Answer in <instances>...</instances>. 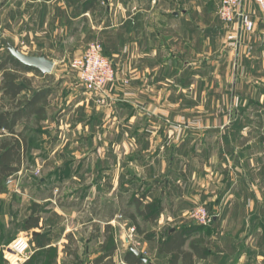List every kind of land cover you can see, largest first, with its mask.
I'll return each instance as SVG.
<instances>
[{"label":"crops","instance_id":"crops-1","mask_svg":"<svg viewBox=\"0 0 264 264\" xmlns=\"http://www.w3.org/2000/svg\"><path fill=\"white\" fill-rule=\"evenodd\" d=\"M221 1L11 0L7 2L5 5V10L9 13L7 23L13 22L10 26L14 27L15 23L19 22L18 26H21L23 37L28 39L22 44H29L33 27L34 29L45 28L48 22L60 26L62 12H73L74 46L77 49H84L91 43H100L103 54L112 61L116 70V78L112 84L105 87L106 97L105 102L102 100V104L111 98L115 102L116 109H119L122 114L111 117V119L98 118L96 122L91 119L86 124L73 122V118L69 119L65 115L56 121L58 129L52 134L55 137L52 138L51 133L39 132L43 148L45 149L46 144L50 143L51 148L49 146V149H46L49 154L60 157V159L69 156L66 166L69 167V171L75 168L76 173L72 179L77 177V173L94 170H100L109 178L110 173L115 171L111 175V185H109V180L104 191V176L102 175L101 191L97 198L94 194L96 189L94 181L85 185L82 190L79 186L73 197V203L56 204L53 202L54 207L48 208L47 217L43 216L46 213V206L43 205L46 203V198L33 200L32 206L29 201L25 200V219H22L23 222L18 231L9 234V238H4L5 234L0 230V245L10 244L15 239L13 237L20 232L22 235L26 234L23 225L29 219L33 206H37L40 222L38 228L31 231L38 234L48 233V236H51V246H54L52 240L58 229L61 230L59 235L61 234L63 238L71 232L70 225L65 226L60 223V220L56 225L57 219H62L68 207L73 210L70 215H73V236L77 243L81 235L79 230L86 227L87 231H90L98 228V224L104 225L101 234H97L95 238L100 247L104 241V228L108 224L117 225L119 239L124 238L126 229L122 223L127 222L126 226L135 228L131 220L133 216L139 227L136 237L144 248L147 247L150 250L148 261L152 264L171 263L174 254L161 253L159 248L163 242L169 241L170 235L177 232L185 238L181 249L189 253L190 257L185 258L179 254L175 264H264V158H262L264 157V138L254 143L251 141V135L239 133L244 128V121H250L249 115H237L231 121L225 119L224 125L219 128H216V125L205 128L207 131L203 139L205 141L203 145V140L201 141L198 149V154L202 156V164L197 172L190 168L187 169L186 166L180 168L181 172L175 171L177 168L174 166V160L171 158L169 162L162 158L168 152L167 142L159 146L157 144L154 148L155 142L153 141L168 139V134L166 130L159 131L153 127L156 131H149V135H145V138L151 141L148 143L150 147L141 148L146 152L149 149L153 158L147 166L143 164L138 167L139 170L135 166V174L142 183H149V180L155 181L154 179L159 176L166 178L168 174L170 175L168 177L180 176L181 180L166 179L153 186L146 191L145 197H142L138 210L126 201L123 194L118 193L115 199H109L110 193H114L116 187L126 179L125 169L127 167L123 165V170L119 167L112 168L104 159L103 148H98L99 150L96 151L88 146V142L94 140L96 136L104 140L109 134V128H105L106 126L101 129L100 133L96 131L99 123L102 125L116 124L120 121L123 122L122 124L134 123L135 128L142 124V119L134 117L135 115L122 118L125 112L127 113L136 106L155 110L162 107L173 108L171 93L174 92L175 84L181 86L180 90L183 91L191 73L204 76V78L206 76L213 78L212 83L211 81L207 83L206 79H199L198 83L202 91L215 92V100L216 97L220 99L218 102L224 99V102L230 106L236 101L240 108L264 106V101H260V98H264V22L260 9L254 0H244L243 10L251 16L255 23L254 30L247 32L240 26L239 21L236 24H226L220 20L218 11ZM31 11L37 14L30 16ZM46 12L48 15L45 17ZM225 25H232L233 31ZM223 26L226 31L222 30ZM226 32L235 33L237 38H240V42L238 43L236 38L234 51H229L228 46L225 47L228 54L224 59L221 58L220 61L216 60V57L209 59L207 55H210V52L206 53V47L210 50L214 45L220 44L221 34H227ZM191 48L202 51L197 52L200 54L195 53L196 56L205 57L201 63L190 64L187 61ZM0 53L2 58L0 61H2L8 54V50L2 52L0 46ZM41 55H46L47 59L52 60V56L49 57L46 53ZM31 73L35 72L25 74L29 80L32 77ZM39 75L47 76L41 73ZM239 93H245V99H239ZM24 94H21L22 99L25 98ZM131 99L135 102L128 101ZM88 105L89 103L86 102L85 108ZM91 105L94 106L93 103ZM162 120L167 121L155 114V118L151 117L148 123L154 122L158 125ZM44 121L39 125H42ZM27 124L22 121L16 127V131L22 132L24 125L27 126ZM209 128L215 130L214 133ZM137 130L140 131V128ZM123 133L128 134L127 131ZM26 135V154L19 172L13 177L16 181L18 176L23 174L25 159H28L30 154L33 135H29L28 132ZM49 140L51 141L47 142ZM78 141H82L78 147L81 148L84 156L81 160H77L79 153L73 150V143L77 146ZM95 153L101 159L94 164L92 157ZM169 154L171 155V152ZM73 156L76 158L74 161ZM62 166L57 165L52 170H57ZM186 170L191 172L187 173ZM196 173H198V179H194ZM58 180L62 179L56 178V183ZM16 181L13 186H16ZM78 182L81 185L84 184L81 181ZM126 191L129 190L125 189L123 192ZM5 193H7L6 185L4 191L0 193V206L5 205L7 210L13 208V202L9 203L7 199L5 200ZM23 197H20L21 203H24ZM84 199L89 200L85 209L80 204ZM146 205L155 207L152 212L155 216L153 221H146L145 218L137 215V212L142 211ZM199 206H204L213 216L209 225H198L189 218L191 210ZM82 216L87 219V222L80 223ZM47 230L48 232H45ZM148 236L149 239H146ZM126 241L123 239L124 244ZM124 244L123 250L120 251L117 241V250L113 257L114 264H127L124 257L129 249H126ZM119 252L122 254L120 255ZM4 262L8 263L7 259Z\"/></svg>","mask_w":264,"mask_h":264},{"label":"rangeland","instance_id":"rangeland-1","mask_svg":"<svg viewBox=\"0 0 264 264\" xmlns=\"http://www.w3.org/2000/svg\"><path fill=\"white\" fill-rule=\"evenodd\" d=\"M10 1L11 0H0V46L2 47V52H7L6 48L8 45L14 47L18 46V50L27 55H41L42 53H46L47 56H52V61L55 64L52 72L54 74L47 75V77H42L37 73H31V88L34 91L47 88L51 89V94L48 97V109L46 113L47 119L46 121H44V123H42V125L39 126L33 125L32 122H29L27 124L28 130L33 136L31 137L32 140L30 154L28 156V159H25L24 172L21 176H18L17 181L13 178L5 184L7 188V193H5V200L7 199V202L9 203L12 201L13 208L6 210L5 205H3V207L0 206V230L3 234H5L3 235L4 238H9V234L11 232L18 231L23 222L22 219H25V200L29 201L31 204L34 203L33 200H36L38 198H46V203L43 204L44 206H46V213H44L43 216L47 217V212H49L48 208L54 207L53 202H55L56 204H64V202L73 203V197L76 190L79 189V186L82 190L85 188V185H88V183L94 181V183H96V189L94 193L96 198L101 191V176L103 174L100 170L77 173V177L72 179V176L76 173L75 168L69 171V167L66 166V163H68L69 161V156L60 159V157L53 156L51 153L49 154L48 150L46 149H49L50 143L46 144L47 146L44 149L41 143L42 138L39 132L42 131L45 133H51V137H55L52 134H54L58 129L56 121L60 119L61 116L63 117L65 115H67L69 119L73 118V122L86 124L91 119L96 122L98 118L104 119L105 117H107L108 119H111V117L113 118L114 116L122 114L119 109H116L114 105L115 102L114 100H111V98H108L106 100V103L102 104V100H104L105 102V94L102 95L104 96L103 98L100 95L94 96L90 93H87L78 79V74L71 68L73 59L82 55L86 48L90 45H87L86 47H84V49H77L74 46L73 12H62L60 26H55L53 22H48L45 28L34 29L33 27L31 29L33 33L29 37V44H22V42H27L28 39L26 40L25 36L23 37L21 26H18L19 22L15 23L16 25L14 27L10 26L13 24V22L11 24L7 23L9 19V13L5 10V5ZM18 13L20 16V12ZM33 14L37 13L31 11L30 16H32ZM42 15L44 16V13H42ZM46 15H48L47 12L45 14V17ZM237 21L238 20L236 19L234 22H232V24H236ZM231 26L232 25H225V27L230 28V31L233 29L231 28ZM225 27L223 26L222 30ZM41 32H43V34ZM226 33L227 34H221V38L219 39L220 44L214 45L210 50L208 47H206V53L210 52V55H207L209 59H213L214 57H216L215 59L220 61L221 58L224 59L228 54L225 51L227 50L225 49L226 46L230 47L229 51L234 49V46L238 39L237 35L235 33ZM239 42L240 38L238 39V43ZM193 49L194 50H192V48L190 49V53L188 54L189 58L187 61H189L190 64L193 62L201 63L205 57H202L201 55L196 56L195 53L202 51L196 48ZM0 59H2L1 53ZM190 66L192 68V65ZM189 77V81L185 83L186 86L184 87L183 91L180 90L181 86L175 84L174 92L171 93V97L173 99V102L171 103L173 104V108L162 107L161 109L155 110L154 108L149 109L136 106L134 107V109L129 110L127 113L125 112V114L123 115L124 117L122 118H125L127 115H135L134 117L142 119V124L137 125L136 128L134 123L122 124L123 122L120 121L116 124H98L99 127L96 131L100 133L101 129L106 126L105 128H109V134L106 136V138H104V140L100 136H96L94 140L88 142V146L96 151L99 150L98 148H103L105 155L104 159L109 165H111L112 168L116 167L117 169L119 167L123 170V165L127 167L125 169V171H127L126 179L123 180V183L121 185L116 187L114 193H110L109 199H115V196H117L119 193L123 194V196L127 199L126 201L129 202L132 201L131 198L142 200V197H145L146 191L151 189L153 186L166 181V179L181 180V177L178 175V177H168L170 176L168 174L166 175V178L163 176H159L154 179L155 181L149 180V183H142L135 174V166H137V168L141 167V165L143 164L147 166L148 162H150L153 158V155L151 154L149 149L147 150L148 152H146L145 150L142 151L141 149L150 147L148 143H151V141L147 140L148 138H145V135H149V131H154L153 127H156L155 129L159 131L166 130L168 139H160L159 141L154 140L153 143H155L153 146L154 148H156L157 144L159 146L167 142L168 145H166L168 146V152L166 153V155L162 156V158L167 159L169 162H171L172 158L174 160V166L175 168H177L175 171L178 170V172L182 171L180 170V168L183 166L188 167L187 169H193L194 172L198 171L197 169H199L202 164V156L198 154V149L199 144L206 137L205 133L207 131L205 128L212 127V125H216V128L222 127L224 125L225 119L231 121L234 116L249 115L250 121H244V128L239 133H245L247 134V136L251 135V141H253L254 143H258L260 138H264V106L240 108L237 106L238 103L236 101H234L232 105L228 106V103H225L224 99L218 102V100L220 99H217L216 97L215 100V92L207 90L202 91L200 89L201 85L198 83L199 79H206L207 83H209V81H211L212 83L213 78L211 76H206L204 78V76L198 74L193 75L191 73ZM24 95L25 96L23 97L25 98L30 96V94L27 93H25ZM239 96V99H245V93H239ZM97 101L99 103H96ZM128 101H132L131 103L135 102L134 99ZM260 101H264V98H260ZM86 102L89 103L87 108H85ZM91 103H93L94 106H92ZM86 109L89 113H86ZM153 113H155L157 117L167 119V121L162 120V122L158 125L154 122L151 123L152 125L149 124L148 122L151 121V117L155 118V114ZM262 118L263 120H261ZM214 121L215 123L213 124ZM239 125L241 126V123ZM139 128L140 131L137 130ZM124 131H127L128 134L125 135V133H123ZM210 131L214 133L215 130L211 129ZM48 136L50 137V135ZM51 137L50 139H52ZM50 141L51 140L47 142ZM204 141L205 140L202 141V145L204 144ZM78 142L79 143L77 144V146L73 143V150L79 153L77 154V160H81L84 156L82 151L80 150L81 148L79 149L78 147H80L82 141ZM169 152H171V155L169 154ZM92 158L95 161L94 164L97 163L98 159H101L100 156H98L96 153ZM75 159L76 158L73 156V161ZM57 165L63 166L57 170H52L54 167H57ZM131 165L133 166L131 168H128ZM186 171H188L187 173L191 172L189 170ZM113 172L110 173L109 178L103 175L105 186L104 191L107 188L106 184L109 180V185H111V175L113 174ZM54 176L56 178H61L62 180H58L56 183V178H54ZM194 179H198V173H196ZM14 181H16V186H13V183L15 185ZM78 181H81L84 184L81 185ZM125 189L129 191L123 192ZM20 197H23L24 203H21ZM88 203L89 200L84 199L80 204L81 207L85 209ZM43 205L41 206L43 207ZM66 209L68 210H66V213L62 215V219H57L56 225L58 224V220H60V223H62L63 225H70L71 232L66 234L63 238L61 234L59 235V233H61V230L58 229V231L56 232L57 234L53 236L52 241L54 243V246H52L51 252L47 255H40L39 257H36L33 264H95V259H97V257H99L100 255V244L95 238L97 234H101V229L104 225L98 224V228H93L90 231H87L88 228L86 229V227H83V229L79 230V232H81V235L80 237H78L77 243L76 238L73 236V215H70L71 211L73 210L69 209L68 207H66ZM79 221L80 223H85L87 222V219L82 216ZM126 225L127 222L122 223V226L126 229V233L124 238L122 237L121 239H119L117 225H110L114 229L116 245L118 241L120 251H122L124 244L123 239H125L127 240L126 244H124L126 245V249H129V247H133L139 250V252L149 260L150 250L147 247L144 248V245H142L140 240L136 237L135 228L128 227ZM132 229H134L133 232ZM45 232H48V230ZM20 236L28 239L31 246V257L35 252L34 246L32 244V231L26 232V234L24 235H22L20 232L13 238L16 239ZM62 238L63 241H61ZM146 239H149V237H146ZM86 240L88 241L86 242ZM8 245H0V264H9V262H4L7 258L10 259L6 249ZM73 250H76V255H73ZM119 253L120 255L122 254L121 252ZM4 257L6 259H4ZM11 260L14 263L15 259ZM113 262L115 263V261Z\"/></svg>","mask_w":264,"mask_h":264},{"label":"trees","instance_id":"trees-1","mask_svg":"<svg viewBox=\"0 0 264 264\" xmlns=\"http://www.w3.org/2000/svg\"><path fill=\"white\" fill-rule=\"evenodd\" d=\"M30 72L40 74L38 71L19 63L9 52L0 61V193L5 189V181L10 177H15L19 172L27 149L26 133L31 134L26 125H24L22 132H17L16 127L22 121L25 123L32 122L33 125L39 126L47 117L48 97L51 94V89L34 91L31 88V81L25 77V74ZM27 92L30 96L22 99L21 94ZM130 204L138 210L141 206V200L132 199ZM154 208L151 205H146L142 211L137 212V215L142 216L146 221H153L155 217L152 213ZM131 220L135 225V230L139 232V227L136 225L133 216ZM39 222L40 216L37 206H33L29 219L23 225V230L29 232L36 229ZM103 236L104 241L100 247V255L95 259V264H114L113 257L117 250L114 229L110 225H106ZM184 243L185 238L180 232H177L169 236L168 242L165 241L160 245L159 251L174 254L170 264H175L179 254L185 258L190 257L189 253L183 252L181 249ZM32 244L35 252L24 264H33L36 257L47 255L52 250L51 238L48 233L33 235ZM73 255H76V250H73ZM124 260L127 264H143L130 251L126 253Z\"/></svg>","mask_w":264,"mask_h":264},{"label":"built area","instance_id":"built-area-1","mask_svg":"<svg viewBox=\"0 0 264 264\" xmlns=\"http://www.w3.org/2000/svg\"><path fill=\"white\" fill-rule=\"evenodd\" d=\"M244 0H222L218 11L220 20L229 24L236 19L247 32H252L255 23L251 16L243 10ZM262 14L264 22V0H254ZM71 68L78 74V79L87 93L102 96L105 87L115 79V69L112 61L103 54L100 43H91L84 53L73 59ZM12 177L8 178L9 182ZM189 218L198 225L206 226L212 222L213 216L204 206L191 210ZM134 229H132V232ZM9 264H24L31 255V246L27 238L20 236L14 239L7 247ZM11 259H15L14 263Z\"/></svg>","mask_w":264,"mask_h":264},{"label":"water","instance_id":"water-1","mask_svg":"<svg viewBox=\"0 0 264 264\" xmlns=\"http://www.w3.org/2000/svg\"><path fill=\"white\" fill-rule=\"evenodd\" d=\"M9 54L14 57L19 63L27 66L30 69L36 70L42 75H50L52 73L54 62L47 59L44 55H27L18 50V48L11 45L7 46ZM38 234L37 232L32 233L33 235ZM129 251L137 256L144 264H152L144 257L139 250L129 247Z\"/></svg>","mask_w":264,"mask_h":264}]
</instances>
